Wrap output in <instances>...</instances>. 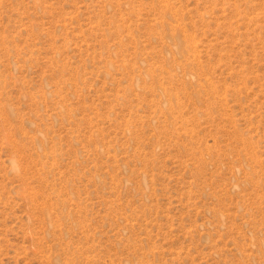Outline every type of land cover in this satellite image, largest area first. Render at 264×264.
<instances>
[{
    "label": "rangeland",
    "instance_id": "rangeland-1",
    "mask_svg": "<svg viewBox=\"0 0 264 264\" xmlns=\"http://www.w3.org/2000/svg\"><path fill=\"white\" fill-rule=\"evenodd\" d=\"M0 264H264V0H0Z\"/></svg>",
    "mask_w": 264,
    "mask_h": 264
}]
</instances>
